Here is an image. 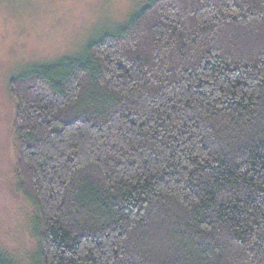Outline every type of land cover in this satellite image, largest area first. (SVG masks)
Segmentation results:
<instances>
[{"label":"trees","instance_id":"trees-1","mask_svg":"<svg viewBox=\"0 0 264 264\" xmlns=\"http://www.w3.org/2000/svg\"><path fill=\"white\" fill-rule=\"evenodd\" d=\"M129 22L10 82L37 264H264V0Z\"/></svg>","mask_w":264,"mask_h":264},{"label":"rangeland","instance_id":"rangeland-1","mask_svg":"<svg viewBox=\"0 0 264 264\" xmlns=\"http://www.w3.org/2000/svg\"><path fill=\"white\" fill-rule=\"evenodd\" d=\"M149 1L0 0V253L15 264H37L40 227L18 190L10 82L47 64L64 67L92 40L117 34Z\"/></svg>","mask_w":264,"mask_h":264}]
</instances>
